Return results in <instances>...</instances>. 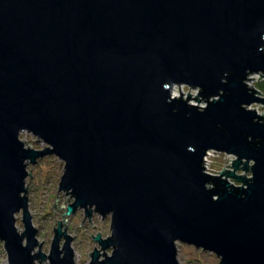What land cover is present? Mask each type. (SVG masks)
<instances>
[{
	"label": "water",
	"instance_id": "obj_1",
	"mask_svg": "<svg viewBox=\"0 0 264 264\" xmlns=\"http://www.w3.org/2000/svg\"><path fill=\"white\" fill-rule=\"evenodd\" d=\"M257 75L264 0H0V243L9 264H76L68 226L59 221L44 253L29 211V166L52 156L72 199L51 209L111 219L109 237L93 236L89 264H181L179 243L219 264H264ZM23 132L47 147H27ZM209 151L233 155L232 170L208 174Z\"/></svg>",
	"mask_w": 264,
	"mask_h": 264
},
{
	"label": "rangeland",
	"instance_id": "obj_2",
	"mask_svg": "<svg viewBox=\"0 0 264 264\" xmlns=\"http://www.w3.org/2000/svg\"><path fill=\"white\" fill-rule=\"evenodd\" d=\"M254 78L256 81L252 80V85L258 89L257 85L262 81L258 76ZM253 108L264 114L263 106L258 105ZM21 139L29 148L41 150L47 147L43 142L38 143L37 138L31 133L23 132ZM64 170V163L56 156L47 157L40 160L37 165L29 166V172H32V177L27 181L30 200L29 211H31L34 225L38 229V239L43 244L44 253H49L52 246L51 242L55 236L54 227L56 228L61 221L68 226V231L74 238L73 248L76 253V264H89L91 261L90 253H93L95 248H99L93 236L101 233L103 238L109 237L111 235V219H103L95 215L91 222L90 219L85 218L84 211H79L77 215L65 218L63 215L67 209H57V212L51 209L56 202L58 207H62L63 204L64 207L68 206L72 199L69 195L65 197L67 193L61 192L59 188ZM22 217L23 213L17 215V226L21 232L24 230ZM177 249H179L178 260L181 264H219L220 262L215 254L204 252L202 249L197 250L190 245L179 243ZM111 252L109 250V254ZM0 264H9L5 245L2 242L0 243Z\"/></svg>",
	"mask_w": 264,
	"mask_h": 264
},
{
	"label": "built area",
	"instance_id": "obj_3",
	"mask_svg": "<svg viewBox=\"0 0 264 264\" xmlns=\"http://www.w3.org/2000/svg\"><path fill=\"white\" fill-rule=\"evenodd\" d=\"M257 76H255V77H257ZM258 77L260 78V76H258ZM260 80L263 81L264 79L261 78ZM251 84H252V82H251ZM176 91H178V92H176ZM181 92L186 97L188 96V94H193V95L197 94L196 91L191 90L187 86H183L181 88ZM179 95H180V89L175 88L172 96L175 98V97H180ZM204 160H205V171L212 176H219L221 174V172H224L225 170H227V171L232 170V167H230L228 165L233 164L234 163L233 160H236V159L233 155L224 154V153H221L218 151H209L207 153L206 157L204 158ZM223 169H225V170H223ZM242 173L245 174L244 172H242ZM229 180L232 181L235 185L238 184L236 181H233L232 179H229ZM240 185L241 184L239 183V186Z\"/></svg>",
	"mask_w": 264,
	"mask_h": 264
},
{
	"label": "trees",
	"instance_id": "obj_4",
	"mask_svg": "<svg viewBox=\"0 0 264 264\" xmlns=\"http://www.w3.org/2000/svg\"><path fill=\"white\" fill-rule=\"evenodd\" d=\"M257 87H258V89L260 90V92H262L263 95H264V80H263L261 83H259V84L257 85Z\"/></svg>",
	"mask_w": 264,
	"mask_h": 264
}]
</instances>
